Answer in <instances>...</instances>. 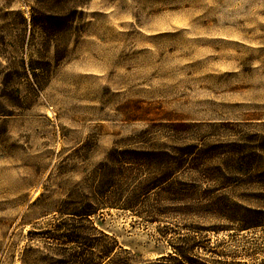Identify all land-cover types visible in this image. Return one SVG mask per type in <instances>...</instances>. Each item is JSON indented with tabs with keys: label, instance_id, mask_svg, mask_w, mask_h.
<instances>
[{
	"label": "rangeland",
	"instance_id": "rangeland-1",
	"mask_svg": "<svg viewBox=\"0 0 264 264\" xmlns=\"http://www.w3.org/2000/svg\"><path fill=\"white\" fill-rule=\"evenodd\" d=\"M162 122L187 124L157 127L163 136L235 144L231 158L249 162L175 175L199 195L166 201L159 222L120 210L91 220L132 264H154L185 239L216 253L195 251L201 263L264 264V225L239 229L264 222L246 212H264V187L202 192L264 182V0H0V264H73L96 234L73 219L91 202L73 189Z\"/></svg>",
	"mask_w": 264,
	"mask_h": 264
},
{
	"label": "trees",
	"instance_id": "trees-1",
	"mask_svg": "<svg viewBox=\"0 0 264 264\" xmlns=\"http://www.w3.org/2000/svg\"><path fill=\"white\" fill-rule=\"evenodd\" d=\"M186 125L182 123H157L151 128L130 137L120 147L110 150L103 162L87 178L77 184L73 189L74 193L86 194L91 202L88 207H84L81 211L71 215L79 224L82 221H88L96 234L94 240L87 246L85 245L84 249L81 248L82 246H78L79 252L72 257V261H75L73 264L133 263L131 253L122 247L116 239L101 232L91 217L103 214L102 211L106 210H120L139 214L140 217L153 223L159 222V218L168 214L166 207L169 204L165 205L166 201L173 204H184L185 201L191 200L190 196L197 197L199 195L197 189L200 184L195 182L178 184L176 180H173L175 175L187 174L192 171L204 176L203 173L209 171L216 175H224L227 171H223L222 168L237 171V167L243 168L245 163L249 162L248 156L237 160L231 158L235 153H233V149L230 150L229 148H238L235 144L207 148L200 141L184 143L183 139L163 136L156 129L162 127L161 129H170L172 134H177V131ZM157 136L165 137L167 141L163 142L162 145H155L152 142ZM219 151H224V153H219ZM237 172L240 173V171ZM260 172L264 176V170ZM258 186L264 187V182L254 184L251 182L222 181L207 183V187L202 192H204L206 199L211 198L215 192L227 193L228 190L235 189L249 190ZM201 202L203 201H200L199 204ZM205 204L207 203L205 202ZM207 205L213 210L214 208L219 209L210 203ZM227 208L224 212L229 210ZM144 209L147 210L143 211ZM246 212L252 214L256 212L260 219L264 218L263 211L246 209ZM262 225L264 222L258 224L245 222L239 229L245 231ZM76 228V232L73 230L70 233L72 240L82 238V228L80 226ZM182 241L183 244L180 246L170 243L173 252L160 253L153 263L245 264L219 260L210 263L206 258H203L205 261L201 263L195 251L202 248L207 252L216 253L195 243L191 244L189 239Z\"/></svg>",
	"mask_w": 264,
	"mask_h": 264
}]
</instances>
